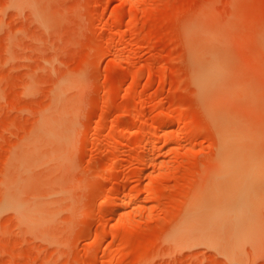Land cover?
<instances>
[{
	"label": "rangeland",
	"instance_id": "obj_1",
	"mask_svg": "<svg viewBox=\"0 0 264 264\" xmlns=\"http://www.w3.org/2000/svg\"><path fill=\"white\" fill-rule=\"evenodd\" d=\"M243 154L264 0H0V264H264V175L208 222Z\"/></svg>",
	"mask_w": 264,
	"mask_h": 264
},
{
	"label": "bare ground",
	"instance_id": "obj_2",
	"mask_svg": "<svg viewBox=\"0 0 264 264\" xmlns=\"http://www.w3.org/2000/svg\"><path fill=\"white\" fill-rule=\"evenodd\" d=\"M236 148V147H235ZM234 147H232L231 149H230V146L226 149V151L227 152H225L226 153V155H227V153H228V151H230V150H234L235 149ZM225 149V148H224ZM230 149V150H229ZM239 150V149H238ZM225 153H223V154H225ZM230 154H231V152H229ZM229 153H228V155H229ZM241 153V152H240ZM221 155L222 157L223 156H226V155ZM238 154H239V152H238ZM227 155V156H228ZM234 155H236V153H234ZM227 156L225 157V159H227ZM248 156H250V155H248ZM248 156H245V154H243V155H239V157L236 159L235 158V160H234V156H229V160L228 161H226L227 163H231V165H232V162L233 161H235V165L233 164V166H228V165H225L224 164V166H227L228 167V169H226L227 170V172L230 170V172H232V170H233V168L232 167H234L235 168V166H236V168H237V170H234V174L235 173H238V172H240V170H241V172H243V165L246 167L247 166V169H248V174L249 175H247V177H245V181H244V178H243V185L240 183V184H238V183H236L237 184V186H235L234 187V191L232 192V195H231V197H230V199H228V200H225V201H221V200H219L220 202H216L215 201V203L213 202V203H211V209H210V211L208 212V216H209V219H208V222H215V221H220V222H222V223H224L225 221H226V219H227V215H228V213L230 212V211H234V212H237V214H239V213H241V212H243V211H247L248 209H250V208H253V204H254V200H255V195H253V194H250V195H248L249 194V191L248 192H244L243 190H241V189H239L238 187H239V185H241V186H244V183H247V186L249 187V190H251L252 189V187L254 186V182L258 179V178H260V177H262L263 175H264V170H262L261 171V169H260V167H259V169H256L255 167H256V164L255 163H253L255 160L253 159V157L254 158H256L255 156H252L251 155V157H252V159L253 160H251ZM231 157L233 158V161H231ZM219 159V158H218ZM224 159V160H225ZM258 160L259 159H262L261 158V156H258V158H257ZM256 159V161L255 162H257L258 160ZM217 161V160H216ZM259 162V161H258ZM263 162V161H262ZM217 163H219V161L217 162ZM234 163V162H233ZM216 164V163H215ZM261 164V163H260ZM218 164H216V165H214V166H217ZM230 165V164H229ZM218 166H220V165H218ZM217 166V167H218ZM262 166V165H261ZM222 167V166H221ZM216 168V167H215ZM214 168V169H215ZM235 168V169H236ZM213 169V168H212ZM222 169H225V168H222ZM216 170H218V168H216ZM219 170H220V168H219ZM253 170H257V171H253ZM223 171V170H222ZM219 172H221V170L219 171ZM224 172H226V171H224ZM233 173L231 174V175H233ZM224 174V173H223ZM236 175V174H235ZM234 175V176H235ZM230 176V175H229ZM219 177V176H218ZM222 177V176H221ZM227 177H228V175H226L225 176V178L227 179ZM241 180V179H240ZM239 180V181H240ZM242 181V180H241ZM246 185V184H245ZM230 188H232V187H230ZM241 188H243V187H241ZM254 190V189H253ZM230 191V190H229ZM258 193V192H257ZM222 199V198H221ZM12 204L10 201H7V204ZM8 204V205H9ZM196 205H197V203H196ZM252 206V207H251ZM192 215V214H191ZM191 215H190V217H191ZM237 223H238V219H237ZM237 223H235L236 224V226L237 225H239V223L237 224ZM239 227H242V226H239ZM236 230V232L237 231H239L240 229H238L237 230V228L235 229ZM234 230V231H235ZM235 236H236V234H235ZM243 240V239H242Z\"/></svg>",
	"mask_w": 264,
	"mask_h": 264
}]
</instances>
